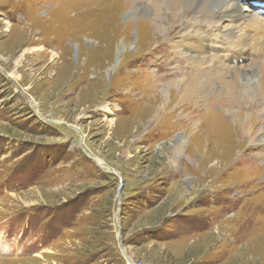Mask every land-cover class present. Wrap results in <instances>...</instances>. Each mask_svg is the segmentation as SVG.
<instances>
[{
	"label": "rangeland",
	"instance_id": "374dc122",
	"mask_svg": "<svg viewBox=\"0 0 264 264\" xmlns=\"http://www.w3.org/2000/svg\"><path fill=\"white\" fill-rule=\"evenodd\" d=\"M112 2L0 0V264H264V145L223 143L214 93L176 99L180 71L213 80L188 25L120 13L108 41Z\"/></svg>",
	"mask_w": 264,
	"mask_h": 264
},
{
	"label": "bare ground",
	"instance_id": "6f19581e",
	"mask_svg": "<svg viewBox=\"0 0 264 264\" xmlns=\"http://www.w3.org/2000/svg\"><path fill=\"white\" fill-rule=\"evenodd\" d=\"M246 1L247 9L241 7L243 0H139L138 2H129L130 9L122 13L120 0L119 2L116 0L115 3H109L110 6H115L117 12H114V16L111 10L112 15L106 19L104 34H110L108 41L116 39L114 34L119 32V30L116 31V21H118L116 15L119 16L120 13L125 14V19L128 21L127 26L133 21L143 22L149 31L152 27L158 38L163 37L165 32L174 30L176 25L180 29L188 25L187 28L190 31L183 32L187 34V37L182 43H179V46L183 47L184 50L181 49L184 55L205 66V70L213 80L208 81L201 76H192V74L187 76L183 71H180L181 74L177 75L178 78L171 85L176 90V99L185 100L187 105L196 108L200 101L207 100V97L204 96L214 93V97L209 100L216 99L227 109H219V116L216 115V117L211 116L212 113L209 110L206 122L213 121L214 126L219 128V136L222 135L223 143L227 144L226 142L233 141L229 129L232 126L236 130V137L243 139L250 146L264 145V108L257 107L258 110L252 117L249 114L250 107L256 102L260 101L264 104V0ZM109 4L106 6L108 7ZM162 22L169 27H164ZM190 22L192 25L189 26ZM195 22L201 24L202 31H197L193 27ZM5 25L8 26L10 23L6 22ZM170 36L171 34L165 38ZM149 37L151 38V36ZM122 44V49H126L127 43ZM122 52L123 50L118 48L117 63H119V56ZM176 74H178L177 71ZM218 74L222 75V79H218ZM224 75L228 76L227 81L223 79ZM163 91L165 92H163V96L166 99L162 97V100L169 101L168 94L165 90ZM156 104L163 112L166 111V105L162 106L157 101ZM224 131L227 132H225L226 135H224ZM181 144L183 145V142L174 149L176 153L181 151ZM231 147L233 153V146L231 145ZM174 151H172L170 159L175 156H178L177 159L180 158V154L175 155ZM174 160L171 161L173 166L176 164ZM33 192L41 194L40 189H34L30 193ZM28 195L29 193H23L20 196L12 197L22 200L25 206L39 203L23 198ZM0 261L4 260L0 259Z\"/></svg>",
	"mask_w": 264,
	"mask_h": 264
}]
</instances>
